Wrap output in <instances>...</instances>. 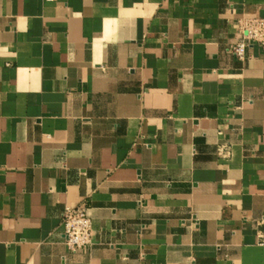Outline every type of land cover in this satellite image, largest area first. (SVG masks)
I'll list each match as a JSON object with an SVG mask.
<instances>
[{
    "label": "crops",
    "instance_id": "crops-1",
    "mask_svg": "<svg viewBox=\"0 0 264 264\" xmlns=\"http://www.w3.org/2000/svg\"><path fill=\"white\" fill-rule=\"evenodd\" d=\"M251 16L264 0H0V264H264V46L228 51Z\"/></svg>",
    "mask_w": 264,
    "mask_h": 264
},
{
    "label": "built area",
    "instance_id": "built-area-1",
    "mask_svg": "<svg viewBox=\"0 0 264 264\" xmlns=\"http://www.w3.org/2000/svg\"><path fill=\"white\" fill-rule=\"evenodd\" d=\"M238 28L241 33L239 40L231 44L228 51L237 58L244 60L247 48L252 42L264 46V18L251 16L239 20ZM65 242L75 251L92 243V218L85 205L65 206L62 213ZM259 244L264 246V232H261Z\"/></svg>",
    "mask_w": 264,
    "mask_h": 264
}]
</instances>
